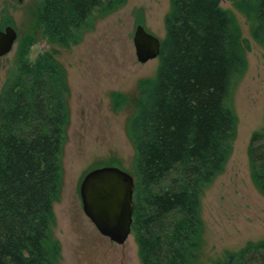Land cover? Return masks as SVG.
I'll return each instance as SVG.
<instances>
[{
    "label": "trees",
    "instance_id": "16d2710c",
    "mask_svg": "<svg viewBox=\"0 0 264 264\" xmlns=\"http://www.w3.org/2000/svg\"><path fill=\"white\" fill-rule=\"evenodd\" d=\"M252 24L264 47V0H229ZM127 0H44L37 27L53 45H79ZM159 69L141 85L130 123L136 148L132 234L142 264H196L204 223L202 199L224 173L237 137L233 92L247 70L248 44L221 0H172ZM35 40L20 43L0 91V264H59L53 238L54 203L61 191V156L69 113L68 87L55 54L32 62ZM115 110L127 103L112 95ZM248 157L264 196V129ZM214 264H264V241L227 252Z\"/></svg>",
    "mask_w": 264,
    "mask_h": 264
},
{
    "label": "rangeland",
    "instance_id": "374dc122",
    "mask_svg": "<svg viewBox=\"0 0 264 264\" xmlns=\"http://www.w3.org/2000/svg\"><path fill=\"white\" fill-rule=\"evenodd\" d=\"M43 1L0 0V30L12 26L19 36L13 51L0 58V91L27 36L35 40L32 62L51 52L65 71L69 122L52 228L61 245L59 264H142L134 234L118 245L99 233L84 212L80 187L90 171L103 167L135 176L137 155L130 123L138 112L140 85L156 78L160 60L141 64L133 40L139 25L161 42L165 39L172 0H127L114 13L95 14L93 28L70 48L50 44L37 27ZM221 6L235 16L248 44L247 70L233 92L238 128L232 155L202 199L203 244L196 264H214L227 252L264 241V196L253 183L248 157L253 134L264 129V47L255 41L252 24L231 1L221 0ZM114 93L127 101L119 111L114 108Z\"/></svg>",
    "mask_w": 264,
    "mask_h": 264
},
{
    "label": "water",
    "instance_id": "95a60500",
    "mask_svg": "<svg viewBox=\"0 0 264 264\" xmlns=\"http://www.w3.org/2000/svg\"><path fill=\"white\" fill-rule=\"evenodd\" d=\"M18 39L12 26L0 30V58L13 51ZM133 41L141 64L160 57L162 42L142 25L137 27ZM134 193L135 178L117 167L92 170L81 183L85 214L102 236L118 245H124L132 234Z\"/></svg>",
    "mask_w": 264,
    "mask_h": 264
},
{
    "label": "flooded vegetation",
    "instance_id": "af4514ba",
    "mask_svg": "<svg viewBox=\"0 0 264 264\" xmlns=\"http://www.w3.org/2000/svg\"><path fill=\"white\" fill-rule=\"evenodd\" d=\"M112 243H114V242H112Z\"/></svg>",
    "mask_w": 264,
    "mask_h": 264
}]
</instances>
